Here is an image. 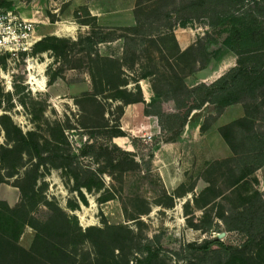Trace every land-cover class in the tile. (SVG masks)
I'll return each mask as SVG.
<instances>
[{
  "label": "rangeland",
  "instance_id": "obj_1",
  "mask_svg": "<svg viewBox=\"0 0 264 264\" xmlns=\"http://www.w3.org/2000/svg\"><path fill=\"white\" fill-rule=\"evenodd\" d=\"M9 1L14 2L13 7H1L0 12L12 10L31 19L35 39L26 51L0 52V142L4 144L0 175L3 173L4 182L20 191L16 203L0 201L27 220L16 244L38 261L14 250L11 252L17 259L3 256L0 264H50V252L35 244L37 237L49 244L52 240L66 251L56 264H104L113 260L127 264L122 248L129 252L139 240L154 243L159 255L153 264H201L202 260L192 258L191 248L184 249L213 238L235 247L229 256H217L213 264H264V236L256 245L246 246L245 234L226 230L220 219L227 210L243 208L247 195L255 190L264 196V167L229 187L234 164L226 161V156L211 161L201 154L208 146L209 150H220L216 130H210L213 118L206 121L202 132H207L206 146H193L199 143L196 141L182 144L192 146L197 154L194 152L191 168L172 189L165 186L150 163L153 144L172 137V133L157 137L148 130L152 142L141 141L137 137L145 132L138 128V118L132 116L134 132L123 129L122 101H136L140 96L138 88L124 84L148 76L160 88L198 66L194 62L198 56L194 52L178 55L170 35L134 36L126 27L105 30L110 37H126L121 60L100 54L99 45L98 53L91 52L84 40L96 31L97 23L86 8H72V0ZM141 1L149 11L152 1ZM226 35L213 30L202 40L216 56L224 47ZM109 52L117 55L114 48ZM250 106L251 115L257 116L255 105ZM102 124L112 128H97ZM63 131L67 140L64 148L74 154L87 142L96 141L103 149L108 145L109 151L101 150L99 158H80L86 168L104 171L99 174L102 184L76 190L68 170L57 166L55 150ZM112 131H124L126 135L121 137L138 139V165L131 156L114 150L116 145L126 151L114 139L109 143ZM219 192L223 194L217 196Z\"/></svg>",
  "mask_w": 264,
  "mask_h": 264
},
{
  "label": "trees",
  "instance_id": "obj_2",
  "mask_svg": "<svg viewBox=\"0 0 264 264\" xmlns=\"http://www.w3.org/2000/svg\"><path fill=\"white\" fill-rule=\"evenodd\" d=\"M151 1L152 6L149 11L148 7L142 6L139 8L140 12L139 9L136 12L137 27L126 28L133 31L132 35L154 36L156 33L170 35L175 41L178 55L194 52L198 56L194 62L203 66L212 56L208 47L203 43V37L185 51H180L173 29L177 25L186 26L191 20L206 19L212 31L216 30L218 35L227 34L222 43L237 56V64L211 84L200 83L189 87L184 81L185 75L183 77L176 75L174 81L166 82L160 88L154 83L156 93L164 99H171L175 107L174 111L168 112L164 110L161 102H157L152 111H147L148 114L150 112L158 117L162 134L172 133V137L166 140H173L186 124L190 114L194 110L202 108L206 103L215 104L218 113H221L229 105L243 103L246 108V116L221 128L224 138L236 153V157L226 159L234 164L231 169L229 186L233 188L246 179L249 174L264 166V0ZM142 3L141 0H138V4ZM13 5V1L0 0V8L9 9ZM260 19L262 20L260 21ZM209 34L206 33L205 36H209ZM119 37L126 39L124 35ZM112 39L114 37H110L104 28L96 25V31L87 35L84 43L91 52L98 53L96 47ZM197 68V66H193L188 74L195 73ZM139 91L140 96L136 101L143 100L141 90L139 89ZM130 102L134 101H122V113L124 105ZM251 104L255 105L257 116L251 115L249 112ZM97 128L110 130L112 127L109 124H102ZM125 135L124 131H112L109 135V143L113 142V138ZM61 136V141H58L55 150L57 166L68 170L74 180L75 189L81 191L82 188H86L89 190L94 184H102L99 174L104 171L86 168L80 158H99L102 154L101 150L109 151L108 145L105 144V149H103V147L97 146L96 141L87 142L77 149V154H74L64 148V143L67 142L64 131ZM137 138L144 141L142 137ZM137 138L130 137L135 148H137ZM157 142L158 140L153 145L155 146ZM1 148L3 161L4 146ZM113 148L134 158L133 162L138 165V161H135L137 153L124 151L116 145ZM5 180V177L0 175V182ZM20 189L23 193V188L20 187ZM222 194L219 192L217 196ZM220 219H222L226 230L240 231L245 234L246 246L256 245L264 236V196L262 192L255 190L247 195L243 208L227 210L221 214ZM26 224L27 220L19 214L17 215L15 209L6 202L0 201V258L5 256L17 259L16 253L11 251L21 250L23 255L22 253L20 255L24 258L29 256L34 260L33 262L38 261L34 254L16 244ZM215 226L216 230L220 229V225ZM209 228H213L212 223L209 224ZM35 242V244H40L45 251L50 252V264H56V259L61 258L62 254H66V251L52 240L49 244L42 237H37ZM42 242L43 244H41ZM153 245L152 241L142 242L139 240L129 248V252H125V249L122 248L126 255L125 262L127 261V264L128 261L129 263L132 261V264H153L159 255ZM190 248L192 249L189 250L192 258L197 257L202 260L201 264H213V260L217 256L220 254L229 256L235 247L226 245L218 238H213L204 243L189 244L184 250L188 251ZM33 249L36 252L35 246ZM191 256L185 255L184 258ZM104 264H121V261L113 260Z\"/></svg>",
  "mask_w": 264,
  "mask_h": 264
},
{
  "label": "crops",
  "instance_id": "obj_3",
  "mask_svg": "<svg viewBox=\"0 0 264 264\" xmlns=\"http://www.w3.org/2000/svg\"><path fill=\"white\" fill-rule=\"evenodd\" d=\"M70 6L74 9L75 7L86 8L87 11L96 18L97 25L106 30L111 28L137 27L136 12L142 7V4H138V0H72ZM201 20L202 21L191 20L186 26L177 25L173 29L180 51H185L190 46L194 45L199 38L205 36L206 33H211L212 28L210 27L208 20ZM67 28L72 27L67 26ZM125 42L126 39L124 37L118 36L108 42L99 44V52L102 55L115 58L119 57L121 60V56L125 53ZM113 48L116 49L117 55H113V53L109 52V49L111 50ZM209 52H211V50H209ZM236 64L237 56L224 46L219 54L216 56L212 55L205 65L200 66L198 63L197 71L195 73L187 74L184 77V81L189 87H194L200 83L211 84ZM86 80L87 88L89 89L91 88L90 77L87 76ZM130 86H134L135 89L139 88L141 90L143 100L130 102L124 105L122 116L123 129L128 132H134V124L130 121L132 116L134 119L138 118V121H136L141 124L138 128L142 130V132L149 133L148 130H150L154 132L157 137L159 135L161 136L162 132L158 117L150 112L148 114L147 111H152L154 104L157 102H161L164 110L168 112L174 111V102L171 99H164L162 96L158 95L154 89L153 82L148 76L137 77L135 80L133 79V81L131 80L127 83L124 87ZM245 116L246 108L243 103L229 105L221 113L217 112V106L215 104L206 103L202 108L196 109L190 114L186 124L175 139L166 140L162 138L155 146H153L152 156L150 157L151 166L158 170L160 178H162L168 189L174 188L173 186L179 182L183 173L191 168L190 163L193 155H195L194 152L197 154V151H195L191 145V148H187L182 144H191V142L196 141L199 143L193 146H206L205 136L207 132H202L203 129H205V123L209 118H213L214 122L210 126V130H216V140H218L220 150L215 148H210L209 150L208 146L207 151H202L203 153L201 154H206L208 156L207 158L211 161L224 156H226L227 159L236 157V153L224 138L221 128ZM117 138H121L123 140L122 143H119ZM113 139L115 143L120 144V146L122 145L125 150L136 152V148L133 146L130 137L118 136ZM2 144L3 143L0 142V172L3 170L1 169ZM201 154L199 155L201 156ZM136 159L137 161H140L138 156H136ZM2 175L4 176L3 173ZM168 192L170 191L168 190ZM8 194L12 195V200L14 198L15 200H10ZM19 196L20 191L16 186H11L6 184V182H0V199L6 200L11 204L19 199Z\"/></svg>",
  "mask_w": 264,
  "mask_h": 264
},
{
  "label": "built area",
  "instance_id": "obj_4",
  "mask_svg": "<svg viewBox=\"0 0 264 264\" xmlns=\"http://www.w3.org/2000/svg\"><path fill=\"white\" fill-rule=\"evenodd\" d=\"M35 39V24L16 11L0 12V52H19L28 50ZM145 142H152L148 132L140 136Z\"/></svg>",
  "mask_w": 264,
  "mask_h": 264
}]
</instances>
